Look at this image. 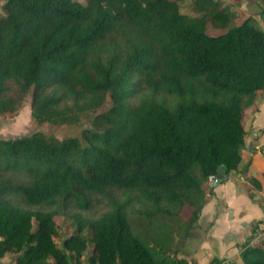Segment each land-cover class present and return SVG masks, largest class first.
<instances>
[{"label":"trees","instance_id":"1","mask_svg":"<svg viewBox=\"0 0 264 264\" xmlns=\"http://www.w3.org/2000/svg\"><path fill=\"white\" fill-rule=\"evenodd\" d=\"M0 1V115L30 95L37 124L87 121L76 137L0 139V259L188 264L174 254L191 237L208 177L250 164L244 112L264 91L263 25L218 0H191L194 16L180 13L184 0ZM245 182L258 201L264 175ZM57 216L74 230L59 245ZM133 221L147 231L134 233ZM240 258L264 264V243Z\"/></svg>","mask_w":264,"mask_h":264},{"label":"crops","instance_id":"2","mask_svg":"<svg viewBox=\"0 0 264 264\" xmlns=\"http://www.w3.org/2000/svg\"><path fill=\"white\" fill-rule=\"evenodd\" d=\"M248 121L251 143H245L243 164L250 160L244 172L239 171L218 179L210 185L204 204L193 226L191 241L180 253L188 264H212L214 260L243 264L240 253L247 244L253 225L264 219V184L252 201L247 196L246 177L262 181L264 175V91L257 94L254 104L244 112V123ZM259 194V195H258Z\"/></svg>","mask_w":264,"mask_h":264},{"label":"rangeland","instance_id":"3","mask_svg":"<svg viewBox=\"0 0 264 264\" xmlns=\"http://www.w3.org/2000/svg\"><path fill=\"white\" fill-rule=\"evenodd\" d=\"M191 0H184L182 3H180V13L187 15V16H194V12L191 8ZM224 7H230L236 10L240 16V19H245L247 17H251L253 19L254 24H264V12L261 16H259V7H258V0H218ZM4 1H0V12L1 7L3 5ZM218 30H214L210 27L207 28V33L209 34H216ZM29 102H30V95H27L21 106L18 108L17 112L12 115H0V139L3 138H13V137H19L28 135L31 132L34 131H40L42 133H46L50 136L55 137L58 140L69 138V137H76L79 135L80 130L87 126V121L83 120L81 124L74 125V126H51L48 124H37L30 119V109H29ZM248 121L244 123V128L248 129ZM246 140V143H251V135L248 134L246 131V135L244 137ZM244 149V155L245 154ZM247 161V160H246ZM208 184V188H209ZM259 195V194H258ZM258 197L264 198V196L259 195ZM102 212L101 208L99 206H96L89 212V216L96 217ZM190 214V210L184 209L180 216L183 220H186ZM55 223L58 228V234L55 238L56 243L59 245L63 238L68 237L73 234L74 230L71 226V222L67 219H65L62 216L55 217ZM146 223L140 222V221H133L132 222V231L134 233L143 234L146 232ZM85 235L87 238H89V232L88 230H85ZM191 237H189L187 240L191 241L192 235H193V229L190 231ZM176 243H179V238L176 239ZM182 241V239H181ZM187 245L184 243L183 246H180L178 248V254H174V256L178 257L180 256V253L185 250V247ZM92 249L91 244L88 243L87 251L85 252V257L90 253ZM172 249H176L175 246L172 247ZM173 250L170 251L169 255H172ZM11 256H5L4 258L0 259V264H7L10 260ZM84 259V258H83ZM158 259L161 260V256H158ZM165 260V259H164ZM169 260H165V263L167 264Z\"/></svg>","mask_w":264,"mask_h":264},{"label":"built area","instance_id":"4","mask_svg":"<svg viewBox=\"0 0 264 264\" xmlns=\"http://www.w3.org/2000/svg\"><path fill=\"white\" fill-rule=\"evenodd\" d=\"M215 178L208 177V183L213 184ZM264 243V219L256 222L253 225L252 233L247 241L246 247L255 248L261 247Z\"/></svg>","mask_w":264,"mask_h":264},{"label":"water","instance_id":"5","mask_svg":"<svg viewBox=\"0 0 264 264\" xmlns=\"http://www.w3.org/2000/svg\"><path fill=\"white\" fill-rule=\"evenodd\" d=\"M263 27H264V24H263ZM216 183H218V179L216 180Z\"/></svg>","mask_w":264,"mask_h":264}]
</instances>
